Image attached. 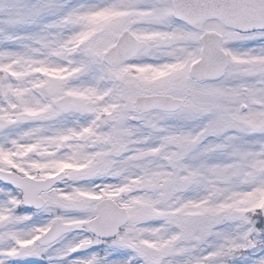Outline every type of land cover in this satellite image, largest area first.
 <instances>
[{"label":"snow or ice","instance_id":"1","mask_svg":"<svg viewBox=\"0 0 264 264\" xmlns=\"http://www.w3.org/2000/svg\"><path fill=\"white\" fill-rule=\"evenodd\" d=\"M0 264H264V0H0Z\"/></svg>","mask_w":264,"mask_h":264}]
</instances>
